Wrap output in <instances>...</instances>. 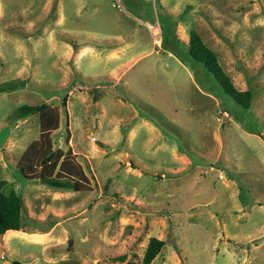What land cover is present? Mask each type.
Instances as JSON below:
<instances>
[{
  "label": "rangeland",
  "instance_id": "1",
  "mask_svg": "<svg viewBox=\"0 0 264 264\" xmlns=\"http://www.w3.org/2000/svg\"><path fill=\"white\" fill-rule=\"evenodd\" d=\"M193 28L236 88L254 91L249 108L192 59ZM10 79L29 83L0 93V181L51 245L10 236L19 255L0 264H126L152 236L167 240L153 264H264V0H0ZM43 102L60 110L52 148L76 154L83 191L17 167L41 115H10Z\"/></svg>",
  "mask_w": 264,
  "mask_h": 264
},
{
  "label": "trees",
  "instance_id": "2",
  "mask_svg": "<svg viewBox=\"0 0 264 264\" xmlns=\"http://www.w3.org/2000/svg\"><path fill=\"white\" fill-rule=\"evenodd\" d=\"M176 33V32H175ZM189 54L195 62L201 63L222 84L226 93L245 108L252 105L254 91L252 89L239 90L234 85L231 76L224 69L219 54L204 40L201 33L191 29L189 33ZM29 83L24 79H10L0 82V93L23 89ZM36 113H40L41 137L32 141L17 163L23 178L27 181H38L48 186L66 191L85 190L87 174L83 165L74 157L72 149L53 150L52 133L59 128L61 114L58 106L49 103H23L12 111L11 121H20ZM7 180L0 181V236L9 230H19L25 226L23 220V197L13 190L5 193L3 188ZM167 244V240L152 236L141 259H129L126 264H153ZM127 253L112 256V260L125 262ZM14 264H20L15 260Z\"/></svg>",
  "mask_w": 264,
  "mask_h": 264
},
{
  "label": "crops",
  "instance_id": "3",
  "mask_svg": "<svg viewBox=\"0 0 264 264\" xmlns=\"http://www.w3.org/2000/svg\"><path fill=\"white\" fill-rule=\"evenodd\" d=\"M41 213H39L37 217H43L44 214L41 215ZM25 228H27V226H24L23 228H21L19 230H14V229L9 230L2 236V242H3L2 246L4 248L3 249L4 251H2V255L0 257H4V259H5V254H6L5 251L9 252L10 254L19 255L18 249L11 247V245L9 243V241H10L9 237L10 236L16 237L17 239H19L21 241L26 240V241L34 244V245H41L44 250L46 248H48V246L50 247L51 238H50V235H49V232L47 229H41V230L38 229V231H37V229L36 230H27ZM28 256L31 258H34L31 254H29ZM24 258H27V257H24ZM10 259H12L13 261L17 260V258H10ZM5 260H3L2 264H8ZM20 264H22V262Z\"/></svg>",
  "mask_w": 264,
  "mask_h": 264
},
{
  "label": "bare ground",
  "instance_id": "4",
  "mask_svg": "<svg viewBox=\"0 0 264 264\" xmlns=\"http://www.w3.org/2000/svg\"><path fill=\"white\" fill-rule=\"evenodd\" d=\"M153 30H154V33L157 35L158 33H160V28L158 26H152ZM156 42L157 43H160L161 42V39L159 37H157L156 39Z\"/></svg>",
  "mask_w": 264,
  "mask_h": 264
},
{
  "label": "built area",
  "instance_id": "5",
  "mask_svg": "<svg viewBox=\"0 0 264 264\" xmlns=\"http://www.w3.org/2000/svg\"><path fill=\"white\" fill-rule=\"evenodd\" d=\"M161 35V34H160Z\"/></svg>",
  "mask_w": 264,
  "mask_h": 264
}]
</instances>
